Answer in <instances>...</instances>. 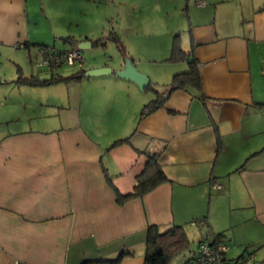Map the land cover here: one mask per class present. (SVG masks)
<instances>
[{
	"label": "crops",
	"instance_id": "0c3cea01",
	"mask_svg": "<svg viewBox=\"0 0 264 264\" xmlns=\"http://www.w3.org/2000/svg\"><path fill=\"white\" fill-rule=\"evenodd\" d=\"M27 6L0 0V54L14 60L43 43L30 36ZM188 22L204 97L176 89L141 118L144 91L114 72L123 63L43 85L21 78L59 72L26 75L15 63L17 88L0 100V264H81L121 251L132 253L117 264H144L149 223L183 224L188 240L201 235L196 244L226 243L235 264H264V106L255 105L264 101V0H194ZM61 38L69 46L51 49L96 39ZM139 150L160 152L167 180L119 205L107 177L131 191L146 161Z\"/></svg>",
	"mask_w": 264,
	"mask_h": 264
},
{
	"label": "rangeland",
	"instance_id": "374dc122",
	"mask_svg": "<svg viewBox=\"0 0 264 264\" xmlns=\"http://www.w3.org/2000/svg\"><path fill=\"white\" fill-rule=\"evenodd\" d=\"M193 2L194 0H27L32 20L29 33L37 42H43V46L57 49L69 46L61 36L72 35L74 39L84 38L85 35L101 38L98 40L99 45L81 49L84 61L80 64L83 67L104 61L107 66L115 68L120 63L124 65L125 59L132 55L137 61L135 65L132 60L135 67L141 72L143 71L140 69L150 70L155 79L153 82L156 83L153 86L162 90L170 81L171 66L178 65L179 71L187 69L185 60L169 61L167 58L171 56L172 41L176 34L179 35L181 48L186 51L189 49L188 14L190 15ZM111 31L117 32L127 56L121 53L115 41L108 38ZM37 47L38 50L31 42L29 50H15L14 56H19L18 60L0 54V100L9 98L10 91L17 88L14 85L17 78L16 62L20 63L26 75L33 71L44 77L42 75L47 66L38 53L42 50ZM78 67V64H63L56 67L55 71L68 74ZM14 77L15 80L12 81ZM144 96L148 102L154 97V92L146 89ZM193 237L189 241L194 249L201 235ZM202 237L211 239L212 235L204 234ZM183 258L184 255H177L173 262L178 259L182 261Z\"/></svg>",
	"mask_w": 264,
	"mask_h": 264
},
{
	"label": "trees",
	"instance_id": "16d2710c",
	"mask_svg": "<svg viewBox=\"0 0 264 264\" xmlns=\"http://www.w3.org/2000/svg\"><path fill=\"white\" fill-rule=\"evenodd\" d=\"M63 38L66 40L69 38L74 39L71 35ZM108 38L115 41L117 48L121 51L123 55H126L124 44L120 40L117 32L111 31L108 35ZM99 39L101 38L95 39L92 44H98ZM38 45L42 50L43 60L47 57V54L50 52L63 51L51 49L52 47H48L47 45L43 46V44ZM190 52V50L186 51L181 48L179 35L176 34L172 41L171 56L167 59L169 61L187 60V69L174 72L172 74L170 82L167 86H164L162 90L153 86V83H156L149 79V83L142 90H152L154 92V97H152L148 102L143 104L140 110V118L163 105L168 95L176 89L185 88L188 86L195 87L198 91L199 98L201 99L204 97V94L201 89L200 74L195 66L196 60L192 57H189ZM63 64L64 63H60L56 66L46 64V66L50 67L49 69L54 70L56 67H59ZM78 65L79 67L75 71L71 72L70 75L68 74L69 76H65L64 74L60 73H54V71H51V75L48 78L43 79L35 77L33 75L21 78V80L22 82L25 81L32 85H43L58 82L60 80L65 79H79L84 76V72L86 69L83 68L81 64ZM255 105L262 107L264 106V101H257L255 102ZM134 131L135 130H133V132ZM133 132L128 136L115 139L112 143V146L124 142H129ZM139 152H142L146 155V161L144 163L142 171L135 177V182L131 191L121 192L119 189L113 186L110 179L107 177V180L110 182V185L114 190L116 201L119 205H123L127 200L131 198L143 196L155 186L167 180V176L165 175L162 169V164L160 161V152H151L149 150H139ZM202 222H205L207 224V220L205 218H200V222L197 221V223ZM217 235L219 236L220 234ZM200 242H202V240H200L196 244V248L193 249L191 247L183 224L171 223L168 225H163L149 223L145 229L144 264H175L173 262V259L175 256L180 254L184 255V261L186 263L192 264L198 255V245ZM207 243L216 244L218 242L214 240L212 242ZM131 253V251H121L114 258L83 260L81 264H117L123 259L124 256L130 255ZM222 259L225 264H235V262H233L232 260L227 259L225 255L222 256Z\"/></svg>",
	"mask_w": 264,
	"mask_h": 264
},
{
	"label": "built area",
	"instance_id": "2783aa9c",
	"mask_svg": "<svg viewBox=\"0 0 264 264\" xmlns=\"http://www.w3.org/2000/svg\"><path fill=\"white\" fill-rule=\"evenodd\" d=\"M84 61L81 51L78 48H70L64 51H55L47 54L44 63L56 66L60 63L64 64H80ZM228 250V245L224 242L210 244L202 241L198 245V255L192 264H225L222 256ZM14 264H25L15 261ZM191 264V263H190Z\"/></svg>",
	"mask_w": 264,
	"mask_h": 264
},
{
	"label": "water",
	"instance_id": "95a60500",
	"mask_svg": "<svg viewBox=\"0 0 264 264\" xmlns=\"http://www.w3.org/2000/svg\"><path fill=\"white\" fill-rule=\"evenodd\" d=\"M78 49H84L91 46L90 40H82L75 43ZM112 72V68L109 66H99L94 68L86 69L84 72L85 76L109 74ZM118 77L131 80L137 84L140 89H143L149 83V77L147 74L139 71L132 63L130 58L125 59V63L122 68L114 71Z\"/></svg>",
	"mask_w": 264,
	"mask_h": 264
},
{
	"label": "clouds",
	"instance_id": "9594fccd",
	"mask_svg": "<svg viewBox=\"0 0 264 264\" xmlns=\"http://www.w3.org/2000/svg\"><path fill=\"white\" fill-rule=\"evenodd\" d=\"M81 51V49H79Z\"/></svg>",
	"mask_w": 264,
	"mask_h": 264
}]
</instances>
